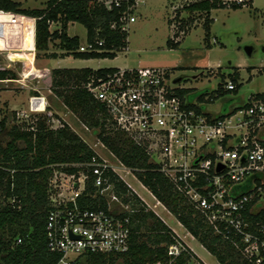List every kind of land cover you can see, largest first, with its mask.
<instances>
[{
  "label": "built area",
  "instance_id": "obj_1",
  "mask_svg": "<svg viewBox=\"0 0 264 264\" xmlns=\"http://www.w3.org/2000/svg\"><path fill=\"white\" fill-rule=\"evenodd\" d=\"M89 1L108 11L117 9L118 16L109 21V28L128 33L136 20L134 11L143 0ZM48 25L50 33H61V19L49 20ZM104 44V38L88 40L86 30L85 40L79 41L75 52H101ZM106 50L117 52L113 48ZM176 79L167 67H116L104 76H89L84 87L104 106L106 129L124 133L142 148L174 189L204 214L215 231L225 238L239 236L242 254L253 264H260L264 223L259 227L261 234L251 232L242 212L253 200L252 207H264V92L262 96L250 94L246 102L215 113L209 106L216 100L211 93L217 88L189 97L197 91ZM236 84L229 79L222 87L233 91ZM183 89L189 91L182 93ZM40 99L39 104L43 98ZM97 139L109 157L93 148L95 155L91 160L66 165L76 171L54 169L49 178L50 208L45 232L49 250L61 254L58 264H74L78 257L88 253L117 255L128 249L130 214L135 209L115 193L107 171L120 176L119 166L144 185L134 169ZM89 179L106 201V207H90L85 202ZM245 181L249 188L237 193L234 188ZM106 191L111 193L110 199ZM183 249L177 242L169 246L168 254L174 258ZM186 264L205 263L192 257Z\"/></svg>",
  "mask_w": 264,
  "mask_h": 264
},
{
  "label": "trees",
  "instance_id": "obj_2",
  "mask_svg": "<svg viewBox=\"0 0 264 264\" xmlns=\"http://www.w3.org/2000/svg\"><path fill=\"white\" fill-rule=\"evenodd\" d=\"M252 4L253 0H193L184 4L181 9L188 14H205L203 26L208 39L213 21L209 14L213 9H237L253 6ZM0 10H4L0 12L4 16L0 18L2 25L8 22H16L17 26L24 24L21 28V49L24 50H33L35 47L37 51H47L51 46H56L66 51L67 54L62 56L73 55L75 58L89 59L113 58L116 52L106 49L120 50L127 46L128 33L109 28V21L117 18L118 10L108 11L89 0H47L45 8L32 9L22 7L19 1L0 0ZM58 18L62 21L61 33H50L48 21ZM69 21L82 23L90 41L95 37L104 38L103 51L75 52L80 39L67 33ZM178 43L172 37L167 40L169 46H176ZM31 53L13 52L10 56L28 59L32 57ZM56 56L54 52L47 55L49 58ZM115 69L116 67L52 68L50 90L126 166L134 169L143 185L220 264H253L240 251L243 242L239 236L225 238L215 231L204 214L174 189L142 148L124 133L106 129L104 106L93 98L84 83L91 75L104 76ZM229 75L237 83L235 90L223 89L220 82L211 93L214 99L230 92H238L242 85L237 82L238 72ZM8 78H15V73L10 69H0V80ZM188 91L189 89H183L181 92ZM203 92L191 93L189 97ZM257 95L263 94L258 92ZM51 117L56 116L40 114L32 123L10 126L6 124L4 117L0 119V264H58L61 256L59 252L47 247L45 225L50 208L49 178L54 169L69 173L76 171L73 166L66 165L87 162L95 155V151L67 122L61 121L58 127L50 126L48 121ZM107 179L113 183L118 197L135 209L130 214L128 249L117 255L88 253L78 257L74 264H186L192 257L199 260L162 218L146 207L120 176L108 170ZM248 188V181H245L237 184L234 189L238 193L245 192ZM84 193L87 195L85 202L90 207H106V201L96 191L91 179L88 180ZM253 201L247 205L242 215L248 223L247 229L260 233V224L264 223V207H252ZM18 238L20 242H17ZM177 242L184 249L172 258L168 254V248ZM262 256L260 264H264V254Z\"/></svg>",
  "mask_w": 264,
  "mask_h": 264
},
{
  "label": "rangeland",
  "instance_id": "obj_3",
  "mask_svg": "<svg viewBox=\"0 0 264 264\" xmlns=\"http://www.w3.org/2000/svg\"><path fill=\"white\" fill-rule=\"evenodd\" d=\"M21 2L22 7L45 8L47 0H14ZM190 0H143L134 11L135 22L128 30L127 48L117 50L114 58H93L83 60L67 56L64 60L49 58L54 52L62 56L65 50L51 46L47 51L21 49L23 25L16 22L0 23V69H10L15 73L13 79L0 80V119L12 124H29L40 114H55L48 121L50 126L58 127L61 121L67 122L92 148L103 156L108 151L101 147L91 128L84 127L78 116L62 104L61 99L50 90L51 65L66 67H136L162 66L172 70L174 78H181L182 85L199 91H212L232 79L230 73L238 72L237 82L242 85L238 92L227 93L217 98L210 108L213 112H225L234 106L247 101L250 94L264 92V0H253V6L241 8H216L209 14L213 18L210 25V37L207 39L204 30L205 14H188L181 6ZM175 7V8H174ZM0 12H4L0 10ZM9 13V12H7ZM177 15V17H175ZM0 18H4L0 13ZM68 33L76 35L81 42L85 40L86 27L77 21L69 24ZM179 41L176 46H169V37ZM251 45L248 55L245 46ZM32 52L28 59L11 57L13 52ZM222 75L223 78H222ZM32 98H43L47 109H32ZM38 101V100H36ZM37 103V102H36ZM36 103L34 105H36ZM55 110V111H54ZM53 118V119H52ZM97 144V145H94ZM110 156V155H109ZM108 156V157H109ZM110 161L116 163L113 157ZM120 178L130 185L131 189L142 196L148 209L156 200L129 173L118 166ZM128 185V186H129ZM108 199L109 191L105 192ZM138 195V196H139ZM139 196V197H140ZM158 216L181 238H185L192 250L208 264H219L200 243L189 237L185 228L179 225L174 215L168 214L156 206Z\"/></svg>",
  "mask_w": 264,
  "mask_h": 264
},
{
  "label": "crops",
  "instance_id": "obj_4",
  "mask_svg": "<svg viewBox=\"0 0 264 264\" xmlns=\"http://www.w3.org/2000/svg\"><path fill=\"white\" fill-rule=\"evenodd\" d=\"M253 5V4H252ZM22 6V5H21ZM212 12V11H211ZM69 26V25H68ZM68 29V28H67ZM67 33H68V31H67ZM69 34V33H68ZM70 35V34H69ZM71 36H73V35H71ZM67 56H72L73 57V55H65V56H59V55H57L56 57H54L55 59L56 58H59V59H57V60H64L65 58H67ZM73 58H75V57H73ZM114 58V57H113ZM51 59H53V58H51ZM77 59H82V58H77ZM90 59H93V58H89V59H83V60H90ZM118 67V66H117ZM52 68H82V67H66V66H60V64H58L57 66H54V65H51L49 68L47 67V69L48 70H50V73H51V69ZM180 78V77H179ZM50 80H51V74H50ZM46 105V104H45ZM47 109V106H45V110ZM55 111V110H54ZM49 112L51 113L52 111H50V109H49ZM54 118V117H53ZM142 186V185H141ZM144 189H146L148 192H149V190L146 188V187H144V186H142ZM133 189V188H132ZM134 191V190H133ZM136 193V192H135ZM150 193V192H149ZM137 195H139V194H137ZM151 195V194H150ZM140 196V195H139ZM152 197H153V199L154 200H156L155 201V203L153 204V206L151 207L152 209H154L153 211L157 214V215H159L158 214V211H156L155 210V207L156 206H160L164 211H166L168 214H172L170 211H168V209L159 201V202H157V199L153 196V195H151ZM140 198H142L145 202H146V204L147 205H149L148 203H147V201L142 197V196H140ZM150 206V205H149ZM173 215V214H172ZM163 221H164V219H162ZM178 221V220H177ZM179 225H182L179 221L177 222ZM182 227H183V225H182ZM184 228V227H183ZM171 229L173 230V232L178 236V238L185 244V245H187L191 250H192V248L189 246V244L187 243V241L185 240V238H181L179 235H178V233L176 232V230L174 229V228H172L171 227ZM185 230H186V233H187V235L189 236V237H191V238H193V239H195V240H197L193 235H191V233H189V231L185 228ZM198 241V240H197ZM199 242V241H198ZM200 243V242H199ZM200 245L201 246H203L201 243H200ZM204 247V246H203ZM205 248V247H204ZM206 249V248H205ZM207 250V249H206ZM193 251V250H192ZM208 251V250H207ZM194 252V251H193ZM209 252V251H208ZM195 253V252H194ZM195 255L199 258V260H201L202 262H204L205 264H208L206 261H204L199 255H197L196 253H195ZM219 263V262H218ZM220 264V263H219Z\"/></svg>",
  "mask_w": 264,
  "mask_h": 264
},
{
  "label": "bare ground",
  "instance_id": "obj_5",
  "mask_svg": "<svg viewBox=\"0 0 264 264\" xmlns=\"http://www.w3.org/2000/svg\"><path fill=\"white\" fill-rule=\"evenodd\" d=\"M35 100H39L40 101L41 99L40 98H33L32 99V102H33L32 103L33 104L32 109L35 110V111H42L44 109L45 104L43 102L41 104H39V102L35 101ZM35 102H37L36 105H34Z\"/></svg>",
  "mask_w": 264,
  "mask_h": 264
},
{
  "label": "water",
  "instance_id": "obj_6",
  "mask_svg": "<svg viewBox=\"0 0 264 264\" xmlns=\"http://www.w3.org/2000/svg\"><path fill=\"white\" fill-rule=\"evenodd\" d=\"M253 47L251 45L245 46V51L248 55L251 54ZM181 78H177L176 81H179Z\"/></svg>",
  "mask_w": 264,
  "mask_h": 264
}]
</instances>
